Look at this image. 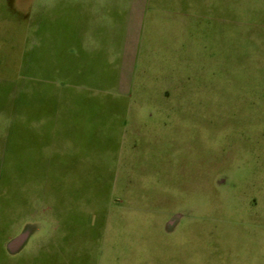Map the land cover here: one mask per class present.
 Returning <instances> with one entry per match:
<instances>
[{
  "label": "crops",
  "instance_id": "0c3cea01",
  "mask_svg": "<svg viewBox=\"0 0 264 264\" xmlns=\"http://www.w3.org/2000/svg\"><path fill=\"white\" fill-rule=\"evenodd\" d=\"M16 1L7 0L8 11ZM26 2L23 35L9 34L24 43V59L0 62L14 75L0 80L9 214L0 221V264H91L95 248L86 246L101 238L85 245L69 231L90 229L74 219L96 206L97 183L116 181L123 155L155 149L159 125L175 133L176 118L182 128L192 119L193 40L201 34L193 22L208 19L193 7L207 0Z\"/></svg>",
  "mask_w": 264,
  "mask_h": 264
},
{
  "label": "rangeland",
  "instance_id": "374dc122",
  "mask_svg": "<svg viewBox=\"0 0 264 264\" xmlns=\"http://www.w3.org/2000/svg\"><path fill=\"white\" fill-rule=\"evenodd\" d=\"M6 2L0 62L18 67L25 45L9 34L23 35L28 2L9 11ZM193 14L208 19L193 22L201 34L193 40L192 119L182 128L176 118L175 133L159 125L155 149L123 155L116 181L97 183L96 206L74 219L90 229L69 231L85 245L101 238L86 246L95 248L91 264H264V0H207ZM13 77L0 70L2 83ZM7 190L0 186V221L9 218Z\"/></svg>",
  "mask_w": 264,
  "mask_h": 264
}]
</instances>
